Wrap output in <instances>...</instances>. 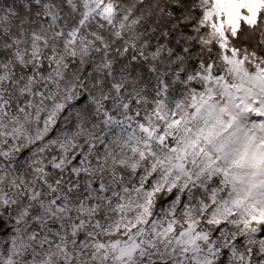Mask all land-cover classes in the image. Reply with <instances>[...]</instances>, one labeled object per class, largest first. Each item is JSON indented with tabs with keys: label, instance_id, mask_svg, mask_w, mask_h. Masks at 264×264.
Returning a JSON list of instances; mask_svg holds the SVG:
<instances>
[{
	"label": "snow or ice",
	"instance_id": "1",
	"mask_svg": "<svg viewBox=\"0 0 264 264\" xmlns=\"http://www.w3.org/2000/svg\"><path fill=\"white\" fill-rule=\"evenodd\" d=\"M0 264H264V0H0Z\"/></svg>",
	"mask_w": 264,
	"mask_h": 264
}]
</instances>
